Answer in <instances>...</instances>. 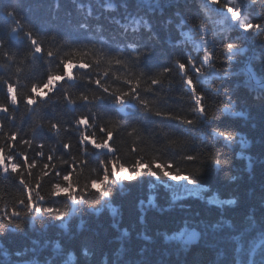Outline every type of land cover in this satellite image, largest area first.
<instances>
[{
	"label": "snow or ice",
	"instance_id": "1",
	"mask_svg": "<svg viewBox=\"0 0 264 264\" xmlns=\"http://www.w3.org/2000/svg\"><path fill=\"white\" fill-rule=\"evenodd\" d=\"M21 4L0 8V239L25 229H63L57 236L72 239L70 221L104 208L118 231L122 204L114 203L133 185L147 186L136 200L143 224L149 211H188L186 201H204L206 173L230 184L254 179L251 156L244 169L234 167L236 146L248 145L226 125L248 119L236 110L242 95L264 106V0H54L39 24L19 14ZM165 16L174 50L166 62L155 30ZM57 94L60 110L55 102L48 110ZM118 135L132 138L123 154ZM160 188L170 194L166 205L157 202ZM207 203L218 207L185 245L206 239L211 264H264V191L246 208L241 195ZM229 213L239 218L225 219ZM128 236L120 237L121 259ZM138 239L153 237L141 231ZM32 244L0 247V264H53L63 254L59 239ZM80 255L93 253L81 247Z\"/></svg>",
	"mask_w": 264,
	"mask_h": 264
},
{
	"label": "trees",
	"instance_id": "2",
	"mask_svg": "<svg viewBox=\"0 0 264 264\" xmlns=\"http://www.w3.org/2000/svg\"><path fill=\"white\" fill-rule=\"evenodd\" d=\"M184 0H180L183 2ZM54 0H22L19 14L27 21L39 24V22L46 18L52 11V4ZM67 2V0H62ZM9 0H0V8L7 7ZM187 12L188 9H182ZM167 16L157 18L155 22V30L160 35V42L156 44L157 57L166 62L173 49L168 48L165 41L168 39V32L165 30L164 21ZM4 24L0 20V27ZM194 39V34L192 35ZM49 43L50 47L55 48L54 43ZM25 81H22L24 83ZM167 83V82H166ZM57 96H53L47 102L48 110L54 106L60 110L61 103L57 102ZM242 103L237 107V111H247L248 119L243 117L238 118L235 124H228L226 126L234 127L245 137L247 147L241 148L236 146L233 157L234 167L239 171L247 167V157L251 156L255 165L254 179H249L247 174L244 179L237 184H230L227 180H222L219 176L212 173L204 175V187L208 189V193L214 195L219 199H229L241 195L244 207L254 205L258 202L259 193L264 191V106L256 105V102L249 96L240 97ZM39 111V109H37ZM255 124V127L252 125ZM169 126L172 127L169 123ZM132 138L126 135H118V145L123 150L131 143ZM75 151V149L73 150ZM148 156L153 154L152 149L148 148ZM236 153H242L239 158H236ZM85 175H88L86 172ZM249 189L254 190L252 195H249ZM147 197V186L141 189V185H133L131 194L128 197L114 203V207H120L122 213L119 230H114L111 227L112 213L109 209L104 208L99 214L85 215L83 217H75L70 221L69 234L73 237L69 239L68 236L58 237L57 232H63V229H50L48 233H38L25 229L26 234H9L3 239H0V247H5L9 251L30 249L33 247L32 241L38 240L43 243V240L48 238L52 241L60 240L63 254L53 261V264H104V258L107 257L106 264H211L215 258V250H210L207 240H201L197 245H184L183 238L186 231L193 230L198 227L197 222L204 217H210L208 208H216L208 206L205 202L193 199L186 201L191 204L188 211L174 210L172 212L158 214L155 211H149L145 217L143 224L139 223V213L136 208L137 197ZM169 193L165 192L163 188L158 189V203L166 205ZM13 197L9 196L6 199L11 201ZM4 201H0L2 206ZM94 203V198L89 201ZM199 213V215H197ZM239 214H226L225 219L237 220ZM83 221V224L81 223ZM127 231L129 236L125 238L123 243L127 247L123 258H119L117 253L121 247L122 234ZM146 231L147 234L153 237L151 243L138 239V233ZM158 233H164L167 236L175 237L173 240L166 241L164 236H158ZM203 244V245H202ZM39 247V245H37ZM81 247H87L93 253L92 258L87 260L80 255ZM143 249V251H142ZM52 251L50 245L46 252ZM32 254L21 257V260L30 258ZM15 260V257H13Z\"/></svg>",
	"mask_w": 264,
	"mask_h": 264
},
{
	"label": "rangeland",
	"instance_id": "3",
	"mask_svg": "<svg viewBox=\"0 0 264 264\" xmlns=\"http://www.w3.org/2000/svg\"><path fill=\"white\" fill-rule=\"evenodd\" d=\"M169 195H170V194H169ZM202 195L205 197V199H204V201H200V202H205V204H207L208 206H212V207H216V208L218 207V205H210V204L207 203V198L210 197V196H214V195L209 194L208 191L202 193ZM193 199L198 200V199L195 198V197H193ZM191 231H192V230H189V229L186 231V234H185V236H184V238H183V241H186V240H187V237H188V235L191 233ZM197 244H198V243H197L196 241H193V243L189 244L188 246H193V245H197ZM184 245H185V242H184ZM202 245H203V244H202Z\"/></svg>",
	"mask_w": 264,
	"mask_h": 264
},
{
	"label": "bare ground",
	"instance_id": "4",
	"mask_svg": "<svg viewBox=\"0 0 264 264\" xmlns=\"http://www.w3.org/2000/svg\"><path fill=\"white\" fill-rule=\"evenodd\" d=\"M184 2V1H183ZM183 2H181V4H183Z\"/></svg>",
	"mask_w": 264,
	"mask_h": 264
},
{
	"label": "water",
	"instance_id": "5",
	"mask_svg": "<svg viewBox=\"0 0 264 264\" xmlns=\"http://www.w3.org/2000/svg\"><path fill=\"white\" fill-rule=\"evenodd\" d=\"M193 243V242H192Z\"/></svg>",
	"mask_w": 264,
	"mask_h": 264
}]
</instances>
